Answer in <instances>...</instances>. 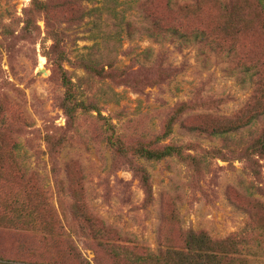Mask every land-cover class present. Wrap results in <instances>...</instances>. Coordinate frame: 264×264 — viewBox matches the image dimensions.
<instances>
[{
	"label": "rangeland",
	"instance_id": "rangeland-1",
	"mask_svg": "<svg viewBox=\"0 0 264 264\" xmlns=\"http://www.w3.org/2000/svg\"><path fill=\"white\" fill-rule=\"evenodd\" d=\"M86 1L88 9H103L100 16L87 14L75 22L67 8L48 16L33 13L31 0H0V117L6 120L0 127V197L23 210L29 202L39 211L16 213L2 204L0 261L189 264L233 257L238 264H264V159L256 177L243 151L252 134L263 132L264 117L235 134L233 141L247 142L240 147L227 148L226 142L192 131L193 125L244 114L260 95L264 78L240 82L241 70L264 74V36L257 29L264 15H253L257 3L200 0L205 10L198 25L207 27L205 41H188L171 34L156 39L138 28L149 22L179 26L180 9L192 0H150L145 6L150 20L137 1L110 5L116 18L102 8L104 0ZM226 5L233 8L231 16L222 13ZM115 22L121 27L114 39L117 62L106 73L119 79L88 77L81 59L94 45L104 47L95 25L116 33ZM130 22L137 30H128ZM54 30L64 34L62 64L51 49ZM234 49L237 57L229 52ZM58 68L80 86L71 117ZM91 100L99 112L85 110ZM184 104L173 133L160 145H183L190 159L148 161L132 151L121 157L98 122L99 113L107 117L135 148L161 138L167 119ZM255 110L264 111V100ZM11 151L17 152L14 160L8 159ZM138 166L150 175L149 194L134 173ZM36 191L41 199H27ZM191 234L205 248L208 241L232 248H223L227 258L221 260H208V253L203 259L185 256Z\"/></svg>",
	"mask_w": 264,
	"mask_h": 264
},
{
	"label": "trees",
	"instance_id": "trees-1",
	"mask_svg": "<svg viewBox=\"0 0 264 264\" xmlns=\"http://www.w3.org/2000/svg\"><path fill=\"white\" fill-rule=\"evenodd\" d=\"M132 1V0H131ZM137 1V8L146 16V20H150L152 17L148 15L147 11L145 10L146 4L150 0H133ZM257 3V14L253 15H264V0H254ZM86 0H31V11L33 13H45L48 16L57 11L58 9H64L67 8L71 15L73 16V21L77 22H82L84 18L87 16V14H93V15H98L101 14V11L103 9H88L86 5ZM103 7H106L105 9L107 10L109 15H111V18H116L115 14V9L110 7V5H116L118 4V0H104L102 1ZM232 3H234L232 1ZM184 11L181 10V13L184 15V20L182 23H180L179 26L175 27H169V28H164L162 27L159 23L157 22H149L146 26L139 27L138 30L141 31L144 34H148L150 37L156 38V39H161L163 34L168 35L171 34L173 36H177L180 39H185V40H193V39H198L199 37L203 39L205 33L207 34V27L206 25H200L199 23V16L203 15L204 10H205V5H203L200 0H192L189 4H186L183 6ZM233 11V8H229L228 5H226L225 8L222 9L223 15H228L231 16V13ZM107 14V16H108ZM75 16V17H74ZM77 17V18H76ZM123 20V17L122 19ZM47 23L49 25V21L47 20ZM199 24V25H198ZM127 28L131 32L134 29H136V26L133 25V22L127 23ZM115 27L117 28V32L113 33L112 31H103L101 30L97 24L95 25V28L100 30L99 32V37L103 39V44L104 47L102 49H99V44L94 45L93 49H95L92 53H90L87 56H84L81 59V68L84 69V71L87 73L88 77H93V78H99V79H104V78H110L113 80H118L119 77L115 76L113 74V67L115 63L117 62L116 58V48L115 45H118L119 42H115L114 39L120 36L121 34V27L120 23L115 22ZM257 29L260 31L259 33L264 36V23H261L257 26ZM137 30V29H136ZM240 31V30H239ZM241 32V31H240ZM51 39L53 41V46L51 49L57 50V61L60 58V63L64 62L66 60V54L65 51L62 48L63 42H64V34L60 32L59 30H54L50 33ZM199 40V39H198ZM205 41V40H204ZM202 41V42H204ZM92 49V50H93ZM232 56L237 57V52L236 50H229V52ZM55 62V63H56ZM261 67L264 68V63L260 65ZM106 67L110 69L108 71L109 73H106ZM59 69V68H58ZM254 69H257L255 67ZM60 70V76H61V83L65 90L67 91L66 93V102L68 104L65 106V112L68 116H73V113L75 111V107L72 106L76 100H73L74 97H77L78 94L80 93V86H78L77 82H74V78L71 77L70 73L63 68L59 69ZM242 76L240 77V82L242 84L249 82H252L253 78L257 76L258 78H264V74L261 72H258L256 75L253 74L251 69H244L241 70ZM165 74V73H164ZM167 74V73H166ZM122 82H125L126 85H135L139 86V83L132 82L130 83L129 81L123 80ZM129 82V83H128ZM152 85L155 82H147V84ZM259 89L257 93L258 95L257 98L254 99V102L252 105L248 106V108L243 111L241 114L235 115L233 117H218L214 121L207 122L206 124H200V125H193L192 131L199 133V135H205L207 137H211L213 139H219L223 142V144L226 142L225 146L227 148H233V147H240L243 145H246L247 142L246 140H242V143L239 141H233V137L235 134L239 133V131L246 129L248 126H251L255 124L259 119L262 120L264 117V111H256L255 107L256 105L264 100V81L259 80ZM114 94V93H113ZM114 96H116L114 94ZM78 98V97H77ZM183 107L186 106L180 105L176 110L173 111L172 116L167 119L164 125L163 129V134L161 135V138L156 139L153 142L149 143H144V144H139L137 147L132 148L131 146H128L127 143L122 139V137L118 134L116 127L109 122V119L107 117L102 116L99 113V118L98 122L100 124V128L103 131V133L106 135V139L108 141V144H110V149L114 151V153L118 154L119 156H126L128 152L132 151L135 153L137 156H139V159L143 158L148 161L154 160H162L167 157H181L184 159H190L193 158L192 155L186 154L184 151L183 145H178L175 143H169L161 146V142L165 141L167 138L171 136L173 133V128L175 123H177L178 119L180 116L183 114ZM90 110H95L99 112V110L96 107L95 101L91 103H88V107L85 108V110L89 109ZM250 113V114H249ZM4 116V115H3ZM0 117V127L4 124L6 120L2 119ZM165 138V139H164ZM1 141V139H0ZM234 142V143H230ZM248 143H250L249 147L247 149H244V153L246 155V162L248 161L250 164V171L258 177L260 175V172L258 168L260 167V161L264 159V129L263 132H261L259 135L252 134ZM236 148H234L232 151H235ZM213 151H219L216 148L213 149ZM17 152L11 151L8 155V159L12 157V160L16 159L17 157ZM4 162V155L1 152L0 148V164ZM2 168V167H1ZM134 173L139 177L141 183L143 184L146 193H150V175L148 172L144 169L141 168L140 166L134 168ZM1 176V175H0ZM38 198L41 199L42 196L39 194L38 191L31 193L27 199L30 198ZM16 203L10 204L8 201L3 200L2 203V198L0 197V207L3 206L5 210L7 209H15V212H22L25 210H30L32 211V214H35L37 211L39 214V211L37 209H31V205L28 202L27 205L29 206H24V210L19 205L17 201ZM24 204V203H23ZM30 207V208H29ZM45 208V206H44ZM11 210L8 212L10 213ZM8 215V214H5ZM28 216V214H27ZM21 220H17V223H21ZM25 224V222H24ZM33 224L32 222H28L27 225ZM52 224V223H50ZM190 240L188 241V253L185 256H195V254L200 258L203 259V255L205 253H208V260H221L224 257V251L223 248L228 250L231 249V246H228L227 243H217L212 241H208V244L210 245V248H205L202 244L203 241L198 240L194 237L193 234L189 235ZM216 247V248H214ZM180 257L181 254H178ZM233 257H230V260H225V261H211L214 264H238V261H231L234 260L232 259ZM151 264H166L165 261H149ZM182 263V261H176V263ZM210 261H189V264H194V263H201V264H209ZM210 262V263H211ZM0 264H22V263H11L9 261H0ZM82 264V263H80Z\"/></svg>",
	"mask_w": 264,
	"mask_h": 264
}]
</instances>
